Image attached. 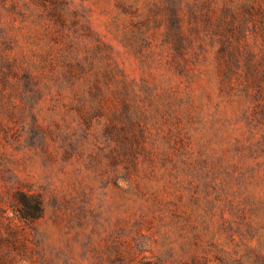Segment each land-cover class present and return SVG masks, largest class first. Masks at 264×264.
I'll use <instances>...</instances> for the list:
<instances>
[{"label":"rangeland","instance_id":"obj_1","mask_svg":"<svg viewBox=\"0 0 264 264\" xmlns=\"http://www.w3.org/2000/svg\"><path fill=\"white\" fill-rule=\"evenodd\" d=\"M0 264H264V0H0Z\"/></svg>","mask_w":264,"mask_h":264},{"label":"trees","instance_id":"obj_2","mask_svg":"<svg viewBox=\"0 0 264 264\" xmlns=\"http://www.w3.org/2000/svg\"><path fill=\"white\" fill-rule=\"evenodd\" d=\"M15 208L20 217L27 222L36 220L42 211L40 199L24 192L16 194Z\"/></svg>","mask_w":264,"mask_h":264}]
</instances>
